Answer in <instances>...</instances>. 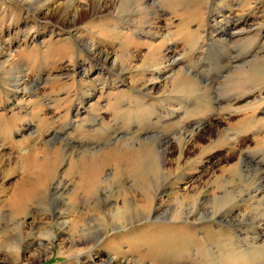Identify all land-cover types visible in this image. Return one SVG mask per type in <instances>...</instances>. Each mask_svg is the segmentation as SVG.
<instances>
[{
  "label": "rangeland",
  "instance_id": "obj_1",
  "mask_svg": "<svg viewBox=\"0 0 264 264\" xmlns=\"http://www.w3.org/2000/svg\"><path fill=\"white\" fill-rule=\"evenodd\" d=\"M0 264H264V0H0Z\"/></svg>",
  "mask_w": 264,
  "mask_h": 264
},
{
  "label": "bare ground",
  "instance_id": "obj_2",
  "mask_svg": "<svg viewBox=\"0 0 264 264\" xmlns=\"http://www.w3.org/2000/svg\"><path fill=\"white\" fill-rule=\"evenodd\" d=\"M233 34V33H232ZM233 36V35H232ZM171 65H173V63H171V64H168V66H164V67H162L161 69H163V68H166V70H168V67H170ZM179 72H176V73H174L173 74V77H172V79H171V82H175V80L179 77ZM151 180H152V177H151ZM153 181V180H152ZM153 183H155V182H152V185H153ZM108 203V202H107ZM98 211V210H97ZM101 211V210H100ZM97 213H99V211L97 212ZM143 213V212H142ZM147 213V212H146ZM137 214L138 213H126V212H123V213H121V212H116V213H113V212H111L110 214H109V216L111 217V219H114V220H132V219H134L136 216H137ZM139 215V214H138ZM109 220V219H108ZM189 233V232H188ZM190 234V233H189ZM184 240V239H183ZM182 241V240H181ZM182 243V242H181ZM145 259V258H144Z\"/></svg>",
  "mask_w": 264,
  "mask_h": 264
}]
</instances>
